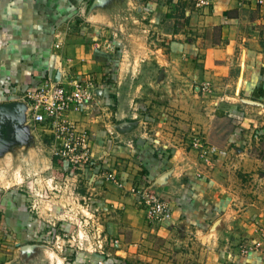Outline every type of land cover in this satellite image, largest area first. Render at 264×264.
Instances as JSON below:
<instances>
[{
	"label": "crops",
	"instance_id": "1",
	"mask_svg": "<svg viewBox=\"0 0 264 264\" xmlns=\"http://www.w3.org/2000/svg\"><path fill=\"white\" fill-rule=\"evenodd\" d=\"M55 71L65 85L90 78L99 88L97 102L71 117L88 128L99 165L123 182L88 169L98 176L92 186L101 204L122 209L121 222L109 225L119 237L131 234L113 244L115 261L126 250L135 264H264V203L250 200L264 199V173L252 175L256 189H242L237 169L248 161L239 159L240 128L220 125L244 101L257 100L264 112L263 7L255 0H210L200 9L191 0H0V101H20ZM144 82L156 89L145 115L138 99ZM205 82L209 93L199 90ZM190 134L214 148L215 139L225 142L217 156L200 155ZM220 158L237 172L229 180L215 170ZM132 185L165 196L171 219L149 225ZM8 197L2 212L22 243L8 235L3 264L17 248L35 250L34 264H67L26 242L37 234L24 199ZM242 244L255 247L241 253Z\"/></svg>",
	"mask_w": 264,
	"mask_h": 264
},
{
	"label": "rangeland",
	"instance_id": "2",
	"mask_svg": "<svg viewBox=\"0 0 264 264\" xmlns=\"http://www.w3.org/2000/svg\"><path fill=\"white\" fill-rule=\"evenodd\" d=\"M155 91L156 89L149 87L145 82L140 88L141 95L138 99L145 101L140 108L144 115L149 112L148 104L152 105L149 99L154 96ZM218 91L219 88L215 86V93ZM17 100H19L18 97L0 101V201L2 200L3 203L0 202V253L4 254L0 255V264L8 260L6 257L10 251L7 252L6 246L13 242L10 239L13 237L19 240L16 236L17 232L6 223L2 212L5 201L3 198H9L8 192L20 195L24 199V207L31 218L30 228L37 234V237H34L35 240L26 242L41 244L45 258L48 254L57 255L63 258L62 262H68L67 264H85L89 260L94 264H106V262L107 264H135L126 257V250L117 252L125 256L124 258L115 256L121 260L120 262L113 258L115 247L113 244L117 240L120 242V238L124 242L126 240L130 242L131 239V234L119 237L120 230L112 229L121 222L122 209L120 208L119 214L113 210V203L101 204V197L97 189L92 186L98 178L97 175L95 177L88 170L71 172L63 164H52L49 141L43 136L44 132L39 125L35 126L28 121L26 107L20 110L14 107L11 109L1 107ZM256 102L257 100L253 103H247V101L238 103L232 117L234 121L231 117L220 120V125L224 129L235 130V126L240 128V141L237 143L240 144L243 152L240 153L239 159L242 161L246 159L248 164L245 166L248 167L245 168L243 165L237 171L242 183L241 187L247 191H253L258 187V181L255 182L252 175L264 173V112L259 111L260 106ZM140 104L143 103L140 102ZM223 114H219L218 117H224ZM196 136L190 134L185 138L194 150L199 151L200 155L211 153L217 156V152L220 151L218 148H223L225 142L223 138L219 141L215 139L214 151L211 150L213 146L205 145V143L204 146L209 147L195 145L194 137ZM197 137L198 141L202 142L200 136ZM199 154L197 153V156ZM208 158L203 157V160ZM222 161L223 159L220 158L217 165L215 164V170L218 168L224 173L222 176L229 180L228 178L231 179V176L237 172L233 173V170L230 172L227 165L221 164ZM251 163L252 166L249 167ZM99 176L101 179L108 180L105 173ZM253 194L252 192L251 195ZM256 194L258 196V193ZM250 200L264 203V199L258 197ZM111 222L112 224L114 222L112 227L109 225ZM8 235L10 239L7 238ZM21 243L22 241L19 240L17 244L21 245ZM17 250L12 257V262L8 264H22L28 258L30 263L34 264L35 250L27 249V251L25 248H17ZM29 251L30 255L25 259L23 253L27 254Z\"/></svg>",
	"mask_w": 264,
	"mask_h": 264
},
{
	"label": "built area",
	"instance_id": "3",
	"mask_svg": "<svg viewBox=\"0 0 264 264\" xmlns=\"http://www.w3.org/2000/svg\"><path fill=\"white\" fill-rule=\"evenodd\" d=\"M195 8H205L210 0H191ZM256 4L264 8V0H255ZM59 47V43L55 44ZM62 74L57 80L53 75L44 76L33 86L27 88L20 98L28 112V121L39 125L44 137L49 141L51 157H59L71 172L77 170H96L104 174L108 180L118 187H124L112 171H104L94 157L91 134L85 126L75 120L72 113L88 110L97 102L99 88L93 79H76L62 83ZM200 91H212L208 82L202 83ZM194 144L204 147V143L194 137ZM209 147V146H207ZM211 150L215 151L214 147ZM203 154V153H202ZM129 190L143 204L145 219L149 225L168 222L172 216L169 200L149 188L148 186H130ZM256 246L259 244L254 242ZM254 244H242L239 251L247 253L255 247Z\"/></svg>",
	"mask_w": 264,
	"mask_h": 264
},
{
	"label": "water",
	"instance_id": "4",
	"mask_svg": "<svg viewBox=\"0 0 264 264\" xmlns=\"http://www.w3.org/2000/svg\"><path fill=\"white\" fill-rule=\"evenodd\" d=\"M58 77H59V72L58 71H55L54 76H53L54 80H57ZM1 107H3V108L5 107V108H8V109H11L12 107H14V108H17V109L20 110V109L25 108V105H24L23 102L18 101V102H10L8 104H4Z\"/></svg>",
	"mask_w": 264,
	"mask_h": 264
},
{
	"label": "trees",
	"instance_id": "5",
	"mask_svg": "<svg viewBox=\"0 0 264 264\" xmlns=\"http://www.w3.org/2000/svg\"><path fill=\"white\" fill-rule=\"evenodd\" d=\"M52 164L53 165H62L63 162L59 157H52Z\"/></svg>",
	"mask_w": 264,
	"mask_h": 264
}]
</instances>
